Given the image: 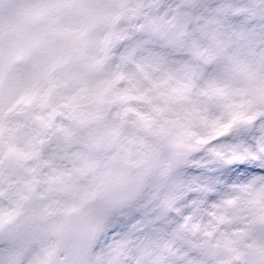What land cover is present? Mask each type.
Wrapping results in <instances>:
<instances>
[{"label": "snow or ice", "instance_id": "1", "mask_svg": "<svg viewBox=\"0 0 264 264\" xmlns=\"http://www.w3.org/2000/svg\"><path fill=\"white\" fill-rule=\"evenodd\" d=\"M0 264H264V0H0Z\"/></svg>", "mask_w": 264, "mask_h": 264}]
</instances>
